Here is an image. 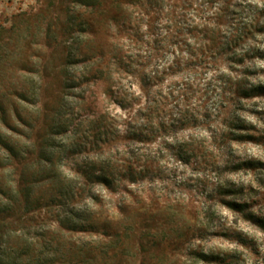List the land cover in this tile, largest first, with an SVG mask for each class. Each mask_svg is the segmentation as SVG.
I'll return each instance as SVG.
<instances>
[{
    "label": "rangeland",
    "instance_id": "1",
    "mask_svg": "<svg viewBox=\"0 0 264 264\" xmlns=\"http://www.w3.org/2000/svg\"><path fill=\"white\" fill-rule=\"evenodd\" d=\"M78 1L0 0V264H264V0Z\"/></svg>",
    "mask_w": 264,
    "mask_h": 264
},
{
    "label": "trees",
    "instance_id": "2",
    "mask_svg": "<svg viewBox=\"0 0 264 264\" xmlns=\"http://www.w3.org/2000/svg\"><path fill=\"white\" fill-rule=\"evenodd\" d=\"M78 3L80 5L90 6L93 8L99 4V0H89V1L79 0ZM235 33L236 34L234 37L232 36L233 35L232 33H230L228 37L224 36L223 41L219 40V44H220L221 50L224 53L230 52V53L235 54L237 49L240 50L241 53L237 54V56L240 58L239 60H242L244 58V56L246 55V53L243 52L244 49L242 47H240V43L242 42V40L246 39V37L248 35V30H246V29L243 31L242 30H240V31L235 30ZM210 41H212L214 43V41L212 39H210ZM215 43H216V40H215ZM254 50H255L254 48L248 47L244 51L256 53V51H254ZM229 58H230L229 60H231V61L234 60L233 57H229ZM233 62H236V61H233ZM258 89L264 90V86L258 85L256 87H252L251 90H258ZM239 90H241L242 92H245L249 89H245L243 87H240ZM51 148H53V145L48 144L46 147H43V149L41 151V155H42L41 160H43L45 163H50V161H51V157L47 156V154L51 151ZM51 155H52V152H51ZM79 172H80L79 174L83 176L81 178L83 180L81 182L82 184H84L85 182H90V180H91L90 178L92 176V175H90V173H88L87 171L84 172L81 169ZM93 177L105 186H111V184H112L110 179H108L107 175H105L103 173L100 175H94ZM68 194H69L68 192L67 193H64V192L61 193L62 201H61V203H59V207L57 209L58 210L57 211V213H58L57 214V220L60 223V225L66 227L70 230H79V231L81 229H84V228L92 227L93 223L91 221V215H89V214L82 215L81 214L82 210L75 205L73 200L71 201L72 196H69ZM53 200L54 199H52V201ZM0 212H1V207H0Z\"/></svg>",
    "mask_w": 264,
    "mask_h": 264
}]
</instances>
